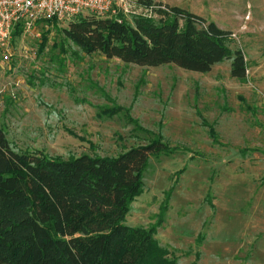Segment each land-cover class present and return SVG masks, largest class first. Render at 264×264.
<instances>
[{
  "label": "rangeland",
  "instance_id": "374dc122",
  "mask_svg": "<svg viewBox=\"0 0 264 264\" xmlns=\"http://www.w3.org/2000/svg\"><path fill=\"white\" fill-rule=\"evenodd\" d=\"M153 1L228 31L245 81L231 59L201 73L88 54L58 31L75 17L42 18L0 50V127L17 152L63 158L161 137L174 151L150 157L124 223L155 225L176 264H264V0Z\"/></svg>",
  "mask_w": 264,
  "mask_h": 264
},
{
  "label": "trees",
  "instance_id": "16d2710c",
  "mask_svg": "<svg viewBox=\"0 0 264 264\" xmlns=\"http://www.w3.org/2000/svg\"><path fill=\"white\" fill-rule=\"evenodd\" d=\"M137 2L152 5L155 16L130 23L89 14L58 31L85 53L139 66L206 73L231 59V77L245 81L244 53L227 44L228 31L179 6ZM173 151L156 136L112 157L17 152L0 127V264H176L154 238L155 225L124 223L150 157Z\"/></svg>",
  "mask_w": 264,
  "mask_h": 264
},
{
  "label": "built area",
  "instance_id": "2783aa9c",
  "mask_svg": "<svg viewBox=\"0 0 264 264\" xmlns=\"http://www.w3.org/2000/svg\"><path fill=\"white\" fill-rule=\"evenodd\" d=\"M88 14L122 21L125 15L155 16L152 5L137 0H0V50L9 52L17 26L30 29L42 18L68 21Z\"/></svg>",
  "mask_w": 264,
  "mask_h": 264
}]
</instances>
